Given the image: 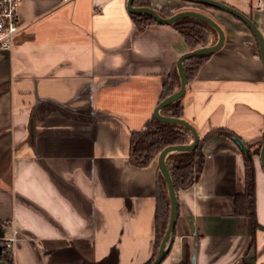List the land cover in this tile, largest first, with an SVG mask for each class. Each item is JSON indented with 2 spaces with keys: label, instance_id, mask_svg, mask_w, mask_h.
Instances as JSON below:
<instances>
[{
  "label": "crops",
  "instance_id": "crops-1",
  "mask_svg": "<svg viewBox=\"0 0 264 264\" xmlns=\"http://www.w3.org/2000/svg\"><path fill=\"white\" fill-rule=\"evenodd\" d=\"M129 0H22L14 46L0 49V225L19 236L0 264H146L154 254L158 158L132 165L131 133L155 117L162 89L190 50L172 24L139 30ZM224 30L222 47L188 81L184 118L200 139L228 129L264 136V64L237 17L184 0ZM249 16L264 37V0H216ZM259 2L262 6H259ZM255 149V147L253 148ZM199 179L178 192L175 236L162 264H264V171L256 167L249 217L235 212L246 187L245 152L210 135Z\"/></svg>",
  "mask_w": 264,
  "mask_h": 264
},
{
  "label": "trees",
  "instance_id": "trees-1",
  "mask_svg": "<svg viewBox=\"0 0 264 264\" xmlns=\"http://www.w3.org/2000/svg\"><path fill=\"white\" fill-rule=\"evenodd\" d=\"M134 5L137 7H152L149 0H134ZM157 12L162 17L173 15V13L169 11ZM131 16L139 30L145 29L149 24L158 23L144 13H131ZM172 25L183 35L190 50L202 46L213 45L218 40V32L215 28L208 23L193 17L179 19ZM211 56L212 55H198L184 60V66L188 73L189 81L196 76L201 65ZM179 88L180 76L177 70V65H175L164 83L160 102L176 92ZM161 113L165 116L184 118V105L182 103V98L164 107L161 110ZM215 133L230 138L236 137V134L228 129L217 128L200 139L196 149L192 151L171 152L167 155L166 164L170 171L177 196L180 190L189 188L199 179L205 163V154L203 151L204 141L210 135ZM192 141L193 134L187 127L175 123L161 122L154 117L144 129L136 130L131 133L129 152L130 162L136 167H147L158 158L159 154L165 147L169 145L189 144ZM263 143L264 136L260 140L245 143L248 148V152H245L246 187L245 191L236 195L235 199L236 214L247 216L251 220L252 244L255 243L256 231L262 228L258 222L256 212V167L254 156L260 155V149ZM254 147L255 149H253ZM170 215L171 202L167 183L158 168L155 210L156 241L154 254L146 264H151L157 255L162 239L169 225ZM0 257L6 258L11 262L9 253L3 252ZM180 264H191V262L188 259L186 262H181Z\"/></svg>",
  "mask_w": 264,
  "mask_h": 264
},
{
  "label": "water",
  "instance_id": "water-1",
  "mask_svg": "<svg viewBox=\"0 0 264 264\" xmlns=\"http://www.w3.org/2000/svg\"><path fill=\"white\" fill-rule=\"evenodd\" d=\"M194 3L203 4L206 6L214 7L218 10L225 11L241 21H243L254 33V35L257 38V41L259 43L260 52H261V58L264 64V37L258 28L257 24L245 13L239 11L235 7H232L230 5H227L226 3L216 1V0H184ZM128 10L131 13H144L149 15L151 18H153L156 22L160 24H173L174 22L178 21L179 19L185 18V17H193L196 19H199L201 21H204L211 25L213 28L216 29L218 32V40L215 44L210 46H202L193 50H189L186 53H184L179 60L177 61V70L180 76V88L174 92L173 94L169 95L165 99H163L155 112V117L165 123H175L180 124L182 126L187 127L193 134V141L189 144H180V145H169L165 147L161 153L158 156V167L163 175V177L166 180L167 187H168V193L170 197L171 202V215L169 220V225L166 230V233L162 239L161 245L159 247V250L157 252V255L153 262L151 264H162L163 261L166 259L167 254L170 250V247L172 245L174 236H175V228H176V221L178 217V196L174 187V183L172 181L170 171L168 169V166L166 164V157L171 152H183V151H192L196 149L198 146V143L200 141L199 133L196 129V127L186 120L185 118H179V117H171V116H165L161 113V110L168 106L169 104L173 103L174 101L181 99L186 91V87L188 84V73L186 71V68L184 66V60L192 57V56H198V55H212L216 51H218L222 45L224 44L225 39V33L223 28L210 16L194 11V10H186L181 11L178 13L173 14L169 17H162L154 8L152 7H137L134 5V0L128 1ZM234 141L240 146V148L246 152H248V148L246 144L238 137H234ZM260 162L261 166L264 171V143L261 146L260 149ZM4 236V231L2 229V226L0 225V237ZM4 246L2 243H0V256L3 254Z\"/></svg>",
  "mask_w": 264,
  "mask_h": 264
},
{
  "label": "built area",
  "instance_id": "built-area-1",
  "mask_svg": "<svg viewBox=\"0 0 264 264\" xmlns=\"http://www.w3.org/2000/svg\"><path fill=\"white\" fill-rule=\"evenodd\" d=\"M22 0H0V49H11L14 46L15 38L20 32L18 11ZM259 6L262 3L259 2ZM11 236L0 237V243L4 246V251L11 252L14 249L15 241L19 232L15 227H11Z\"/></svg>",
  "mask_w": 264,
  "mask_h": 264
}]
</instances>
